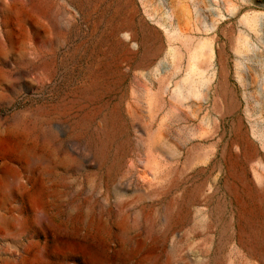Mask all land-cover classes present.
Masks as SVG:
<instances>
[{
  "label": "rangeland",
  "instance_id": "obj_1",
  "mask_svg": "<svg viewBox=\"0 0 264 264\" xmlns=\"http://www.w3.org/2000/svg\"><path fill=\"white\" fill-rule=\"evenodd\" d=\"M127 14L136 38L113 35ZM253 15L264 33V0H0V264H264V214L244 212L229 175L239 156L250 185L264 180L251 134L253 123L264 138V68L245 61L240 81L231 44ZM148 36L160 51L142 65ZM118 38L135 52L119 66ZM208 38L223 53L229 114L217 56L197 97L182 83ZM120 217L128 240L112 227Z\"/></svg>",
  "mask_w": 264,
  "mask_h": 264
},
{
  "label": "bare ground",
  "instance_id": "obj_2",
  "mask_svg": "<svg viewBox=\"0 0 264 264\" xmlns=\"http://www.w3.org/2000/svg\"><path fill=\"white\" fill-rule=\"evenodd\" d=\"M11 9V8H10ZM132 14H127L125 16H121V19H119L115 26L113 27V35L116 36L119 32V30L123 28H128L132 30L131 37L136 38L137 34L134 30V22H133V16ZM246 24V27L248 28V32L239 30V34L236 38H234L231 41L233 46L234 52L237 54L236 60H235V66L237 69V76L240 81L243 80V75L241 72V69L243 67V64L245 61H251L255 68L257 70H261V68H264V33H262V30L259 29V21L257 20L256 16H245L244 21ZM242 24V21H241ZM215 28L214 25L210 26V29ZM252 32V33H251ZM254 33L256 36V42L251 40V36ZM189 38V39H188ZM187 41H189V44H193L194 39L191 37H188ZM231 38V37H230ZM143 46V55L141 58V64L147 65L160 51V48L157 47V40L156 38H150L149 36L146 37L145 41L142 42ZM111 51L110 53L113 56V60L115 61L116 65H120L122 62H131L133 60V56L135 52L132 50V48L128 45L126 42V39L118 38L114 43L111 44ZM174 57H177V53L174 52ZM217 56V60L219 63V67L216 69H213L212 76L217 75L218 78V93L223 98V104L225 109V114L232 113L235 109V101L232 96H230V90L227 86V71L224 63V57L222 51H214V46L212 43V40L208 38L204 41H198L193 45V49L190 52L189 55V64L187 68V74L182 79V83H187V89L189 92H192L191 95L197 97L199 93V87L203 86V84H206L209 82L210 79L205 78V74L207 70H210L212 66L214 65L215 57ZM178 61V60H177ZM176 61V69L178 68V62ZM196 76L198 79H196ZM211 76V77H212ZM261 76V74H260ZM184 85L178 84L177 85V92L176 96H180L183 93ZM251 134L252 137L259 143L262 150H264V138L262 137L260 131L258 130L257 126L255 124H251ZM236 136L238 138H242V157L245 160L250 161L254 154L255 150L252 148V146L249 144V142L243 137V131L242 126L238 125L236 128ZM241 140V139H240ZM238 157L235 156L234 158L230 157V164H229V175L231 177H234L235 179L239 180L243 184V191L245 193V196L247 198V202H243V210L246 214L249 216L252 215H261L264 214V180H262V176L259 174H256L257 182H259L260 187H256L253 185H250L249 182H247V179L245 178V169L243 168L242 171H239L236 168V165L238 163ZM238 166V165H237ZM42 194L36 193L34 195V202L36 205V209L38 212H41L42 210ZM251 203V204H250ZM247 215V216H248ZM90 221V219H89ZM95 221L93 218L91 222ZM99 229H105L106 224L103 223V221H98V224H96ZM113 228H117L118 235L122 237L123 239H130V225L128 221L125 218H121L115 220ZM144 245V244H143ZM147 250H151L152 246L146 247ZM98 264H107L106 261L97 258L96 259Z\"/></svg>",
  "mask_w": 264,
  "mask_h": 264
},
{
  "label": "water",
  "instance_id": "obj_3",
  "mask_svg": "<svg viewBox=\"0 0 264 264\" xmlns=\"http://www.w3.org/2000/svg\"><path fill=\"white\" fill-rule=\"evenodd\" d=\"M5 6H6V5H5ZM142 24H144L145 26H147L146 23L144 22V20H142ZM123 32H125V31H121V34H122Z\"/></svg>",
  "mask_w": 264,
  "mask_h": 264
}]
</instances>
